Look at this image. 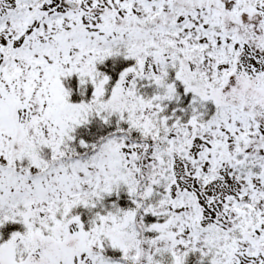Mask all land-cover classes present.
Instances as JSON below:
<instances>
[{
  "label": "snow or ice",
  "instance_id": "snow-or-ice-1",
  "mask_svg": "<svg viewBox=\"0 0 264 264\" xmlns=\"http://www.w3.org/2000/svg\"><path fill=\"white\" fill-rule=\"evenodd\" d=\"M0 264H264V0H0Z\"/></svg>",
  "mask_w": 264,
  "mask_h": 264
}]
</instances>
